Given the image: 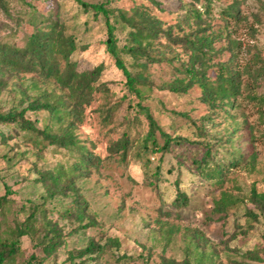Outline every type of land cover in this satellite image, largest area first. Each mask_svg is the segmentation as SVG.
I'll list each match as a JSON object with an SVG mask.
<instances>
[{
	"label": "rangeland",
	"instance_id": "rangeland-1",
	"mask_svg": "<svg viewBox=\"0 0 264 264\" xmlns=\"http://www.w3.org/2000/svg\"><path fill=\"white\" fill-rule=\"evenodd\" d=\"M81 1L102 5L107 17L77 0L0 3V46L23 48L30 34L51 31L50 59L55 57L60 71L66 65L57 53L61 36L74 40L69 59L80 77L102 68L89 85L80 80L73 89L25 65L0 70L5 82L0 112L13 106L20 111L38 98L49 103L60 98L78 111V118L70 114L62 125L73 119L74 135L93 158L75 185L94 221L75 230L76 220L60 214L73 195L68 191L65 198L50 199L40 181L47 170L61 183L78 175L77 167L85 161L81 153L51 144L16 123L0 122V197L8 196L0 200V240L12 238L13 229L23 227L34 211L26 227L29 234L3 264H25L32 253L43 255L38 241L51 225L63 244L42 264L76 262L78 257L69 256L90 239L103 243L108 237H117L119 248L86 264H165L184 258L192 264H264V211L250 201L252 188L264 192V0ZM107 19L119 46L136 28L141 44L149 43L147 52L154 60L121 54L132 74L143 77L135 84L140 94L128 87L106 50ZM152 27L157 34L148 38ZM204 36L209 45L200 41ZM191 64L214 85L217 69L227 65L238 79L237 92L214 104L202 101V89L187 71ZM177 80L192 82L186 91L170 90ZM145 108L159 127L156 146L146 139ZM24 116L40 128L49 124L58 129L47 110L26 109ZM161 131L175 138L165 151L158 149L165 144ZM126 137L124 155L112 150ZM179 137L184 140L175 142ZM207 148L210 155L200 169L196 161H204ZM178 192L187 197L185 203ZM217 201L226 202L223 212L214 210Z\"/></svg>",
	"mask_w": 264,
	"mask_h": 264
},
{
	"label": "trees",
	"instance_id": "trees-1",
	"mask_svg": "<svg viewBox=\"0 0 264 264\" xmlns=\"http://www.w3.org/2000/svg\"><path fill=\"white\" fill-rule=\"evenodd\" d=\"M81 6L85 9L88 7L93 8L96 12L102 11V13L107 17L108 12L103 8L102 5L97 4H89L83 2L81 0H77ZM2 4V0H0ZM125 19L124 17H122ZM107 26V37L105 39L106 50L108 53L115 59V64L118 68H120L123 74L127 78L128 87L134 90L137 94H140V90L135 86L136 83L141 82L143 80L142 75L136 73L132 74L131 69L125 64V61L121 57V54H128L135 59L144 57L147 61L154 60L150 54L147 52V48L149 43L142 45V33L139 28L134 29V31H130L128 37H126L127 41L119 46L116 41L115 34L113 32V26L108 21H106ZM51 31H38L30 34L29 40H27V44L25 47H14V46H0V70L3 71L4 66L12 65V64H20L25 65L27 70L37 69L47 77H52L57 81V83L61 87H68L73 89L74 86H80L77 84L80 80H85L86 85H89L88 82H91L92 79H95L96 76L101 71V65L95 67L91 72H87L86 77H80V74L74 68V64L70 61V54L75 50V43L71 37L61 36L60 39L57 40V53L62 56L65 60L64 70L60 71L59 64L57 60L50 59V45H51ZM157 34V31L152 27L149 30L148 38L153 37ZM202 43H206L209 45L208 37H201ZM199 47H192L193 51ZM200 49V48H199ZM145 66V63H142ZM187 71L193 80H195L202 89L203 96L202 101L207 102L209 104H214V102L219 100H224L226 97H229L237 92L238 90V79L235 74H233L232 69H229L227 65L221 64L217 69L216 81L218 85H214L211 83V77H206L205 74L197 72L194 70L193 65L187 68ZM258 73L259 70H258ZM262 73L264 74V66L262 67ZM182 81H174V84L169 85V89L172 91H186L190 86L191 82L181 83ZM225 83L229 84L227 87ZM5 86V82L0 79V92L3 90ZM37 110L44 109L50 112L53 120V124L58 126L57 131H53L52 126L47 124L45 127H38L35 125L34 121L30 118L24 116L25 110ZM149 129L147 132V138L152 139L153 146H156V140L154 137V132L159 127L153 118V116L148 112L147 108H145ZM70 114L78 118V111L74 109L72 111L71 107L66 105L64 101L60 98L55 100L52 103L49 102H41L40 98L35 99L30 102V104L21 109L17 110L15 106L11 107L6 112H0V122L1 123H16L20 129L22 130H33L39 136H43L44 139L48 140L51 144H55L57 146H62L66 148H75L78 150L84 158L83 167H77L80 170L79 174H75L72 178H67L64 183L59 181L58 175H54L51 171L47 170L42 173L40 177V181L43 182L44 186L48 190V196L51 198L61 197L65 198L68 195V191L73 195L72 199L68 202V206L63 209L60 213L63 218L73 217L78 223V227L75 230L85 229L94 225V221L90 218V215L87 213V203L81 201L79 199V195H77V187L75 185V178L82 176V170L86 169V173L88 171V164L93 162V158L87 154V149L83 147V145L79 144V140L74 135L72 129L75 127V122L73 119H69L66 125H62L65 122V117L70 118ZM161 135L164 136L165 144L158 148L159 150H168V146L170 143L174 142L175 138L161 131ZM184 139L179 137L175 142H182ZM128 147V139L127 137L121 139L119 143L114 145L115 152H120L124 155L126 153ZM210 149L207 148L204 161L201 159L200 161H196L198 164L197 167L203 169L200 165L201 163H206L207 158L210 155ZM52 187L50 186V184ZM149 184H154L152 181H149ZM54 187V188H53ZM7 193L0 197V200L7 199ZM178 200L182 203L187 201V197L182 192H178ZM250 201L256 206V208L260 211H264V192H257L255 188L251 189ZM226 202H216V206L214 210L218 212H223ZM248 215L253 218H257V213L253 210H249ZM34 218V211L30 212L26 215V219L24 220L23 227L18 225L13 229V236L10 239L0 240V264H3V261L6 258L14 255L20 246V238L24 235L29 234V230L26 229L27 224L31 222ZM50 224V223H49ZM264 236V233H263ZM61 233L54 227V225L50 226V229L47 233L44 234V237L38 241V246L41 247V252L43 255L38 256L35 254H31L30 258L26 261L25 264H42L44 260L47 258L55 257L58 248L63 244V240L60 239ZM120 246V240L117 237H108L105 242H101L99 240L90 239L88 243L79 251L76 255L71 254L69 257L72 259L74 257H78L79 260L76 262L71 261V264H86L89 259L97 260L106 250L108 249H117ZM86 258H83V256ZM248 256L252 259H257L258 257L249 252ZM35 261H37L35 263ZM60 264V263H59ZM165 264H192L188 258H184L181 261L175 260H165Z\"/></svg>",
	"mask_w": 264,
	"mask_h": 264
}]
</instances>
